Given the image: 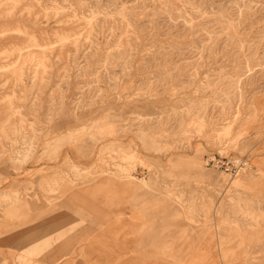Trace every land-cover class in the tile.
Wrapping results in <instances>:
<instances>
[{
	"label": "rangeland",
	"instance_id": "374dc122",
	"mask_svg": "<svg viewBox=\"0 0 264 264\" xmlns=\"http://www.w3.org/2000/svg\"><path fill=\"white\" fill-rule=\"evenodd\" d=\"M0 264H264V0H0Z\"/></svg>",
	"mask_w": 264,
	"mask_h": 264
},
{
	"label": "built area",
	"instance_id": "2783aa9c",
	"mask_svg": "<svg viewBox=\"0 0 264 264\" xmlns=\"http://www.w3.org/2000/svg\"><path fill=\"white\" fill-rule=\"evenodd\" d=\"M213 165H216L217 167H223V166H226L225 165V162L224 161H222L221 159H214V161H213Z\"/></svg>",
	"mask_w": 264,
	"mask_h": 264
},
{
	"label": "crops",
	"instance_id": "0c3cea01",
	"mask_svg": "<svg viewBox=\"0 0 264 264\" xmlns=\"http://www.w3.org/2000/svg\"><path fill=\"white\" fill-rule=\"evenodd\" d=\"M8 241V240H7Z\"/></svg>",
	"mask_w": 264,
	"mask_h": 264
}]
</instances>
